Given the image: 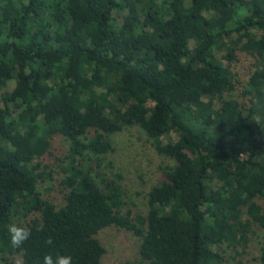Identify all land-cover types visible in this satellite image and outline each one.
<instances>
[{
    "label": "trees",
    "instance_id": "1",
    "mask_svg": "<svg viewBox=\"0 0 264 264\" xmlns=\"http://www.w3.org/2000/svg\"><path fill=\"white\" fill-rule=\"evenodd\" d=\"M235 52L252 59L241 104ZM0 89L3 264H103L95 235L110 225L139 238L138 264H229L224 248L255 227L264 264V0H0ZM126 126L171 161L144 215L86 165ZM56 135L68 142L60 204L37 188ZM13 223L31 231L21 249Z\"/></svg>",
    "mask_w": 264,
    "mask_h": 264
},
{
    "label": "rangeland",
    "instance_id": "2",
    "mask_svg": "<svg viewBox=\"0 0 264 264\" xmlns=\"http://www.w3.org/2000/svg\"><path fill=\"white\" fill-rule=\"evenodd\" d=\"M251 57L241 52H235V58L230 62V69L237 83L233 96H237L239 103L243 99L239 92L243 82L251 70ZM14 80L7 82L4 90H11ZM2 89H0L1 93ZM90 135V134H88ZM175 138L174 134H170ZM112 150L105 154L92 156L86 165L90 169L96 182L100 179L112 181L120 190L124 204L122 210H129L131 215H144L146 212V192L163 179L162 168L171 164V161L158 155L143 132L136 126H126L110 136ZM68 142L61 136H54L50 141L48 154L40 160L50 171L51 179L38 185L43 196L50 201L62 203V194L59 191L57 179L60 177V166L64 165L63 154L66 152ZM262 203V200H258ZM246 247H237L235 250L224 248V256L229 264H259L258 250L262 242V230L254 227ZM96 238L104 248L101 257L103 264H138L139 238L131 232L112 225L100 229ZM237 251V252H235ZM0 264H3L0 261Z\"/></svg>",
    "mask_w": 264,
    "mask_h": 264
},
{
    "label": "clouds",
    "instance_id": "3",
    "mask_svg": "<svg viewBox=\"0 0 264 264\" xmlns=\"http://www.w3.org/2000/svg\"><path fill=\"white\" fill-rule=\"evenodd\" d=\"M7 231L9 236V243L13 249H21L24 243L31 237L30 229L23 225H17L15 223L10 224ZM45 244L52 245V237H48L45 240ZM72 259L73 258L71 255L57 254L54 256L52 253H48L44 255L42 264H72ZM12 264H23V261L20 257H14L12 260Z\"/></svg>",
    "mask_w": 264,
    "mask_h": 264
}]
</instances>
